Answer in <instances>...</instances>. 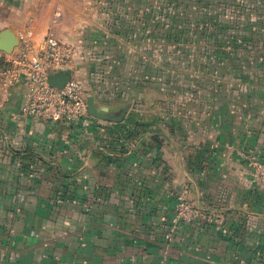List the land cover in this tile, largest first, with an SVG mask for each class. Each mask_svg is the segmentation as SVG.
I'll use <instances>...</instances> for the list:
<instances>
[{
	"label": "crops",
	"instance_id": "1",
	"mask_svg": "<svg viewBox=\"0 0 264 264\" xmlns=\"http://www.w3.org/2000/svg\"><path fill=\"white\" fill-rule=\"evenodd\" d=\"M124 1L0 0V31L19 40L0 49V264H264V185L250 165L264 161V63L244 77L220 61L195 69L194 89L167 112L142 81L86 86L87 58L118 47L107 35L122 34L121 17L127 38L144 32L145 11ZM26 32L33 51L45 35L70 45L64 69L97 110L120 118L28 116L27 87L1 76ZM181 192L213 221L179 219Z\"/></svg>",
	"mask_w": 264,
	"mask_h": 264
},
{
	"label": "rangeland",
	"instance_id": "2",
	"mask_svg": "<svg viewBox=\"0 0 264 264\" xmlns=\"http://www.w3.org/2000/svg\"><path fill=\"white\" fill-rule=\"evenodd\" d=\"M138 2L127 0L123 4H128L131 10L138 6L140 12L145 11L144 17L139 18L140 26L145 27L144 32L138 33L135 29L127 38L124 27L128 22L121 17L122 34L107 35L112 41L119 42L118 47L114 48L108 40L109 47L90 53L82 84H95L100 92H115L142 81L143 95L161 97L160 105L167 112L180 101V91L194 89L188 76L195 69L212 72L220 61V68L226 74L244 77L263 66L264 0ZM111 22L109 20L108 24ZM137 38L139 45L133 42H137ZM235 38L236 43H239L238 39H246L239 50H233ZM253 39L257 41L253 43ZM245 45L251 49L249 52L241 51ZM186 59L192 65L186 66ZM139 60H144L145 65H139ZM208 76L209 81L205 82L210 85L211 79L215 78L211 74Z\"/></svg>",
	"mask_w": 264,
	"mask_h": 264
},
{
	"label": "built area",
	"instance_id": "3",
	"mask_svg": "<svg viewBox=\"0 0 264 264\" xmlns=\"http://www.w3.org/2000/svg\"><path fill=\"white\" fill-rule=\"evenodd\" d=\"M31 33L21 37L19 52L8 59L1 76L6 85L22 83L27 87L24 112L41 120L77 124L89 115L85 91L81 83L70 77L62 87L51 85L48 76L64 67L73 57L74 49L51 35H45L38 49L33 51ZM251 168L264 185V161L252 160ZM176 215L184 221H208L213 218L181 192L177 194ZM225 232V230H223Z\"/></svg>",
	"mask_w": 264,
	"mask_h": 264
},
{
	"label": "water",
	"instance_id": "4",
	"mask_svg": "<svg viewBox=\"0 0 264 264\" xmlns=\"http://www.w3.org/2000/svg\"><path fill=\"white\" fill-rule=\"evenodd\" d=\"M19 40L16 35L8 28H5L0 31V49L10 53L14 47L18 44ZM71 77V70L70 69H60L54 73H51L48 76V81L51 85L62 87L65 82ZM86 103L88 107V112L90 115L99 116L103 118H112V119H119V117H113L108 115L105 110L100 109L97 110L94 97L89 95L86 97Z\"/></svg>",
	"mask_w": 264,
	"mask_h": 264
},
{
	"label": "trees",
	"instance_id": "5",
	"mask_svg": "<svg viewBox=\"0 0 264 264\" xmlns=\"http://www.w3.org/2000/svg\"><path fill=\"white\" fill-rule=\"evenodd\" d=\"M226 26H227V24H225ZM206 30V29H205ZM235 43L237 42V38H235ZM244 40H246V39H244V38H242V39H238V41H239V43H236V45H235V47H234V49L233 50H239L240 49V44H242L243 43V41ZM206 41V40H205ZM253 41V43H255V41H257V39H253L252 40ZM248 44V43H247ZM251 49H249L248 47H247V45H245V46H242L241 47V51L242 52H249Z\"/></svg>",
	"mask_w": 264,
	"mask_h": 264
}]
</instances>
